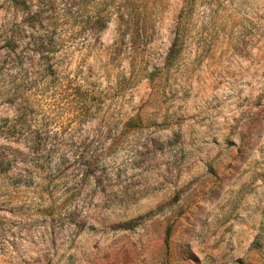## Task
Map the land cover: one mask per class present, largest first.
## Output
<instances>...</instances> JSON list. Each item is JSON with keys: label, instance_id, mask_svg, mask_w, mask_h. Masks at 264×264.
<instances>
[{"label": "rangeland", "instance_id": "obj_1", "mask_svg": "<svg viewBox=\"0 0 264 264\" xmlns=\"http://www.w3.org/2000/svg\"><path fill=\"white\" fill-rule=\"evenodd\" d=\"M0 264H264V0H0Z\"/></svg>", "mask_w": 264, "mask_h": 264}, {"label": "trees", "instance_id": "obj_2", "mask_svg": "<svg viewBox=\"0 0 264 264\" xmlns=\"http://www.w3.org/2000/svg\"><path fill=\"white\" fill-rule=\"evenodd\" d=\"M169 234V230H167V232H166V236Z\"/></svg>", "mask_w": 264, "mask_h": 264}]
</instances>
